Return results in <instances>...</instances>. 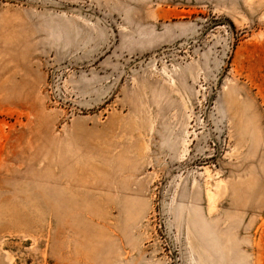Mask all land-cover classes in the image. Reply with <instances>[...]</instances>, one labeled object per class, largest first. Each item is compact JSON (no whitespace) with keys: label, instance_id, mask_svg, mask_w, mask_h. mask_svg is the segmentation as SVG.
Segmentation results:
<instances>
[{"label":"rangeland","instance_id":"1","mask_svg":"<svg viewBox=\"0 0 264 264\" xmlns=\"http://www.w3.org/2000/svg\"><path fill=\"white\" fill-rule=\"evenodd\" d=\"M0 264H264V0H0Z\"/></svg>","mask_w":264,"mask_h":264}]
</instances>
